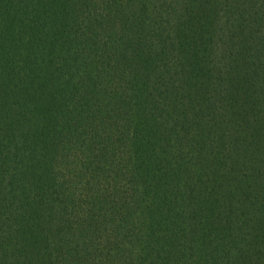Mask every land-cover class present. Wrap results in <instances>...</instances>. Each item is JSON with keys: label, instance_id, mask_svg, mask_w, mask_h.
I'll return each instance as SVG.
<instances>
[{"label": "trees", "instance_id": "1", "mask_svg": "<svg viewBox=\"0 0 264 264\" xmlns=\"http://www.w3.org/2000/svg\"><path fill=\"white\" fill-rule=\"evenodd\" d=\"M0 264H264V0H0Z\"/></svg>", "mask_w": 264, "mask_h": 264}]
</instances>
